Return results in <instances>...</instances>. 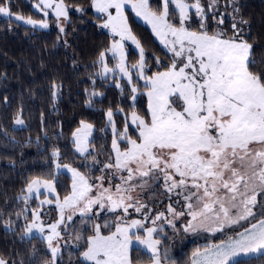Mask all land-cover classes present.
Segmentation results:
<instances>
[{
	"label": "snow or ice",
	"instance_id": "snow-or-ice-1",
	"mask_svg": "<svg viewBox=\"0 0 264 264\" xmlns=\"http://www.w3.org/2000/svg\"><path fill=\"white\" fill-rule=\"evenodd\" d=\"M235 0H229L234 3ZM218 0H209L207 9L214 11ZM11 0H0V15L15 17L26 25L48 28L47 20L25 18L22 14H14L10 8ZM131 5L138 16L151 24L153 32L161 38L166 47L173 53V62L166 71L152 76L144 75L146 67L145 52L140 47V60L133 64L139 69V75L148 86V111L150 119L141 117L137 112L131 113V123L138 129V136H128V123L122 132L112 141L115 162L105 168L126 170L128 175L121 177L123 184L105 188L103 183L95 196L94 185L76 169H70L73 180L71 191L61 200L56 199L60 211V219L48 225V247L52 253V264L59 252L54 241L61 238L58 230L65 224V219L73 221L79 214L92 221L93 206L100 210L109 206L108 210H122L124 216L114 222L103 224L92 223L91 234L83 237L77 234L75 239H85L86 244L81 256L91 264H133L130 245L133 240L144 245L151 252L152 264H162L159 245L161 241L153 237L154 227H146L144 221L149 219L127 220L129 208L141 212L146 205L134 201L130 195L137 186L143 188L147 181L140 185L129 184L135 176L150 177L153 180L163 179L168 192L183 190L187 215L191 217L184 226V231L196 232L201 228L221 231L225 225H237L241 221L255 218L253 207L257 204V194L264 193V67L253 70L256 61L251 57L253 45L241 35V29L235 23L233 34L227 36L222 31L209 34L203 21L207 18L205 5L201 0L188 3L186 0H160L157 10H153L149 0H92V5L99 13L106 14L101 25L111 30L119 40H113L105 51L99 53L98 62L103 65V74L113 72L105 63L106 52L119 56L117 68L128 77L131 74L125 65L124 41L131 40L139 47V41L132 34L125 15V6ZM44 16L51 9L57 19H68V6L64 0H36L33 5ZM110 9H114L113 14ZM201 18L200 31H191L185 26L190 19L189 10ZM83 12V8H77ZM178 10V25L172 23L170 16ZM234 11L238 9L234 8ZM223 23V20H220ZM246 24L247 21H241ZM60 32L65 29L61 26ZM172 39L169 40L168 37ZM179 60V63L177 62ZM156 63L160 61L157 58ZM53 85V88H57ZM136 93L137 88L132 87ZM55 95V92H54ZM173 97L176 99L173 100ZM135 100V96L132 97ZM180 104L179 110L174 106ZM109 121L113 113L108 111ZM15 123L23 124L17 117ZM92 125L81 121V127L72 133L77 150L88 152V136ZM113 131L116 133L115 124ZM125 140L128 147L121 149L118 140ZM59 150L53 151L59 157ZM135 167H132V165ZM69 167L68 165H59ZM103 181V177H99ZM124 185H129L124 187ZM43 187L55 192L54 180L33 178L27 184L29 195ZM114 188V190H113ZM51 200H43L41 204H50ZM235 210V211H233ZM67 212V215H65ZM168 212L179 217L184 212H176L169 205ZM264 215V214H262ZM34 219L27 231L33 229L44 231L39 223V211L33 212ZM164 213H158L152 220H160ZM209 222L216 227H209ZM86 221H82V224ZM172 224V221H168ZM67 227V225H65ZM108 234L102 229L113 228ZM174 227V225H173ZM132 229H143L145 235L130 234ZM264 255V218L249 223L234 237H229L218 244L196 249L192 253L191 264H238L241 256ZM167 254L165 252V259ZM0 264L7 261L0 258Z\"/></svg>",
	"mask_w": 264,
	"mask_h": 264
},
{
	"label": "trees",
	"instance_id": "trees-1",
	"mask_svg": "<svg viewBox=\"0 0 264 264\" xmlns=\"http://www.w3.org/2000/svg\"><path fill=\"white\" fill-rule=\"evenodd\" d=\"M202 1L207 5V0ZM159 2L150 0L153 10L158 9ZM222 2L224 11L229 12L224 33L231 36L235 23L242 30L243 38L253 45L251 57L257 62L253 70L264 67V0ZM64 3L68 6V19L63 33L52 16L49 28L38 29L0 15V258L7 264H52L45 240L38 235H23L33 219L38 200L23 198L20 194L37 177L53 178L56 196L60 199L69 194L70 175L63 171L55 174L54 167L56 161L76 164L80 160L71 137L81 121L93 124L89 145L100 157H106L115 137L106 126L107 111L113 113L115 134L128 123L130 112L149 118L146 97L141 91L143 85L137 87L138 95L131 101L133 92L129 83L121 80L116 85L99 75V53L106 50L111 35L101 27L102 18L91 10V0H64ZM10 8L23 16L42 18L30 0H11ZM236 18L240 23L234 22ZM129 20L145 52L146 73L168 68L172 57L167 50L156 42L146 26L130 15ZM170 20L178 25L176 11ZM242 20L247 23H241ZM206 22L209 33L217 32L213 26H220L211 13ZM191 23L193 29H200L194 14ZM127 54L129 62L139 59L131 48ZM54 84L58 86L55 89ZM17 117L24 123L17 125ZM128 134L137 137L130 125ZM57 149L58 158L53 156ZM51 199L56 201L54 197ZM83 231L91 234L89 228ZM204 245L207 244L199 247ZM196 247L192 242L184 245L174 262L187 264ZM72 252V256L59 255L55 264H90L74 256L78 250ZM130 254L133 263L151 259L137 246L131 248ZM237 261L238 264H264V255L241 257Z\"/></svg>",
	"mask_w": 264,
	"mask_h": 264
},
{
	"label": "rangeland",
	"instance_id": "rangeland-1",
	"mask_svg": "<svg viewBox=\"0 0 264 264\" xmlns=\"http://www.w3.org/2000/svg\"><path fill=\"white\" fill-rule=\"evenodd\" d=\"M30 1H31L32 8L36 12H38L40 14V16H42V18H35V17H31V18H33L35 20H42V19L47 20L49 27H50L49 18H50V16H52L58 29H60L61 26L63 28H65L67 20H65L63 18L57 19L55 17L54 11L51 9L48 10L49 14L47 16H44V14L42 12L38 11L37 9H35L33 7L36 0H30ZM149 2H150V0H149ZM186 2L194 3L195 0H186ZM208 2H209V0H207V4H208ZM201 3L203 5H205L202 0H201ZM159 4H160V2H159ZM206 6L207 5H205V11L207 12V15L211 13L214 22L216 23V21L218 20V24L220 26V27L213 26V29L215 31L225 32L226 27L224 25V22L226 21V17L229 15V12L224 11L223 8H225V7L223 5L222 0H218L216 9L214 11L208 10ZM90 8L95 14H97L98 16H100L102 18V21L100 23V25H102L104 20L106 19V14L99 13L96 10V8L92 5V0H91ZM154 10H157V9H154ZM110 11H112L113 14H115L114 9H110ZM124 11H125L126 17L128 18V24L131 28L132 34L136 37V30H135V28L132 27V25L130 23L129 15L134 20H136L137 22H139V23H141L147 27V29L150 31L151 35L156 40V42L160 46H162L164 49H166L167 52L170 54V56L172 57V61H171V63H172L173 59H174L173 53L169 50L168 47L165 46V44L162 42L161 38L158 37L153 32L151 24L146 22L141 16H138L130 4L125 6ZM175 11H176V14H178V10H175ZM12 13L18 14L15 12H12ZM192 14L195 15L196 23L198 24V26L201 25V22H202L201 18L195 14V9H190L189 10L190 19L188 21H186L185 26L188 27L189 30H191V31H200L201 29H193L191 27V24H192L191 23V16H192ZM1 16H3V15H1ZM216 16L219 19H217ZM3 17H5V16H3ZM27 17H30V16H25V18H27ZM6 18H11V19L15 20L14 16L6 17ZM221 19L223 20V23H220ZM18 22L24 24L22 21H18ZM234 22L240 23L239 18H236V20L234 19ZM203 23L206 25L207 31L209 32L210 26L207 25L206 19L203 21ZM215 25H217V24H215ZM27 26H30L33 28H38V29H45V28H40L39 26H35V27L32 25H27ZM176 26H179V25H176ZM103 29L111 35L110 43H109L108 47L106 48V49H108L113 40H119V36H114L113 33L111 32V30L108 28H103ZM213 33H215V32H213ZM209 34H212V33H209ZM168 39L171 40L172 37L169 36ZM137 40H138V38H137ZM140 47H141L140 43H139V47H138L131 40H125L124 41L125 65L128 68L129 73L131 74V83L129 82L128 77L125 76L123 73H121L119 71V69L116 67L118 64V61H119V56L114 55L110 51L106 52L105 63H107L109 68H113L115 70L113 72L103 74V71H102L103 65L99 63V75L101 77H104V78H109L110 81L116 85H119L121 80H124L127 83H129L131 88L133 86H135L137 88L140 85H143V88H141V91L144 92V94H145L146 104H147L146 107H147V111H148L149 100H148V96H147V91H148L147 83L144 79H142L140 77L139 69L132 67L133 64H136L140 60V55H139ZM130 48L133 49L139 55V59L137 60V62H133V63L129 62L127 52L129 51ZM177 62L179 63V60H177ZM167 69L168 68L161 70V71H154L153 73H146L145 69L143 71H144L145 76H152L157 72L166 71ZM137 95H138V90L136 93H133L132 97L133 96L136 97ZM132 97H131V101L133 100ZM175 99L176 98L173 97V100H175ZM174 106L177 107V110H179V108H180L179 102L175 103ZM107 113H108V111L105 114L106 115V126L109 127L111 129V131L114 133V131H113V123H114L113 116H112V121L110 122L109 118L107 116ZM131 113L132 112H130L127 116V122L133 128V130H135L136 135L138 136V129H137L136 125L131 123V119H130ZM148 113H149V111H148ZM141 117H143V116H141ZM148 119H150V114H149ZM84 122H86V121H84ZM86 123L91 124L89 122H86ZM91 125H92L91 134L88 136V152L81 153L77 150L75 138L72 135L71 140L73 141V148H74L75 152L80 156V160H78L76 162V164L58 163L56 161L55 167H54V172H55V174L57 172H60V171L68 173L71 177V185H72L73 176H72V172L70 169H72V168L76 169L77 171H79L80 173H82L84 176H86L88 178L89 183L94 185L92 193H90V195L95 196L100 190H102L99 188V185L101 183H103V187H105V188L112 187L114 185H121V184H123L121 177H124L126 179L128 173L126 170H117L115 168H112V169L105 168L106 164H109V163L114 164L115 152L113 151L112 143H111V152L106 157H100L97 152H94V150L91 149V147L89 145V140H90L92 133H93V130H94L93 124H91ZM79 127H81V123L79 124V126L77 128H79ZM76 129L73 132H75ZM115 129H116V127H115ZM123 129H124V127L122 129H120L121 130L120 132H122ZM128 129H129V127H128ZM114 136H115L114 138H117L118 134L114 133ZM128 136L131 137L129 134H128ZM131 138L136 139L137 137L135 136V137H131ZM118 142H119L122 150L128 147L125 140L120 139V140H118ZM92 151H93V153H92ZM57 164L62 165V166L68 165L69 167L57 168ZM132 167H135V165L133 164ZM99 177H103L104 178L103 181L99 180L98 179ZM40 179H42V180H53V178H40ZM144 181H147L146 186H144L143 188L137 186L134 190L131 191L130 195L133 197L134 201L138 200L140 203L145 204L146 208L142 209L141 212H135L134 209L129 208L128 214L125 216V218L129 221L132 219L143 220L144 219V213L146 212L148 214L149 219L145 220L144 223H145L146 227L156 228V232L153 233V237L155 239H159L161 241V243L158 247L160 249L162 264H176L174 262L176 255L183 249L182 247L184 245H186L187 243H191V242L195 243L197 245L196 249L199 248V249L203 250L205 247H208V246L213 245V244H218L223 240H227L229 237H234L236 235V233L242 231L244 227H248L249 223H255L256 220L264 218V215H262V214H264V193H258L257 194V204L253 207V212L255 213L254 219L250 217L248 221H241L237 225H231V226L225 225L223 230H221V231H211V230H208L205 228H201V229L197 230L196 232H190V231L186 232V231H184V226L187 224L188 220L191 219V217L187 215L188 210L185 206L186 201L184 200L183 195L177 194V193H181L183 190L176 189L170 193L167 191V189L165 187V182L162 178L158 179V180H153L150 177L141 178L138 175L135 176L134 179L131 182H129V184L140 185ZM128 186L129 185H124V187H128ZM113 190H114V188H113ZM20 195L23 198H29V199H30V197L37 198L38 206H37V209L35 211H39V213H40L39 223H41L44 226L43 232H40L37 229H33L32 232L29 233L27 231V228H28V225L33 221V219H34V216H33L32 221L28 223L26 229L23 232V235L24 236H31V235L40 236L43 240H45L46 247L51 253V250L48 247V241H47V236L50 234V229L48 228V225L56 223L57 220L60 219V211H59V208L57 207L56 201L55 200L53 201L51 199L52 197H54V199H57L56 192H50L47 189L41 187L39 192H36L34 190L33 193H31V195H29L27 192V185H26L24 192L21 193ZM45 199L51 200L52 203L41 204V201H43ZM169 205H171L176 210V212H184L185 215L179 216V217L174 216L172 213L168 212V206ZM108 208H109V206L106 205L105 209L100 210L98 206H93V213H99V215L94 216L92 221H87L86 217H82L79 214H76L73 217V221H68L67 219H65V224L61 225L60 228L58 229L61 233V238L58 241L53 242V246L59 247V252L57 253L56 258L63 253H68L72 256V253H73L72 250L76 249L79 251V253L75 254L74 256L77 255V257L83 259L81 256V253L84 251L86 241H85V239H81L79 241L76 240L75 239L76 235L79 233L83 237H87L88 235H86V233H84L83 230L86 227L87 229L89 228L91 231V226H92L93 222L100 223V224H103L105 221L114 222V221H116V219L118 217L124 216L122 210L117 209L115 212H113V211H109ZM233 211H235V210H233ZM161 212L164 213V216L160 220H156L155 223L153 224L152 220L155 218V216L158 213H161ZM65 215H67V212ZM51 216H54V217L50 218ZM82 221H86V223L82 224ZM168 221H172V224H169ZM65 225H67V227H65ZM173 225H174V227H173ZM209 227L210 228L216 227V225L211 224V222H209ZM105 230H107V229H102L103 232ZM108 230L114 231L115 229L113 227V228H109ZM109 232H107V233L104 232V234H108ZM130 234L140 235L141 237H143L145 235L143 229H132ZM201 244H207V245L199 247ZM134 246L139 247V249L141 251L142 250L145 251L146 255L151 257V252L149 250H147L144 245H141L138 242H136L135 240H133L132 245H130V250ZM165 252L167 254L166 259H165ZM51 256H52V253H51ZM241 257H249V256H241ZM241 257H238V258H241ZM191 258H192V255H191ZM191 258L187 262V264H191ZM88 263L91 264V262H88ZM133 264H152V257L146 263H133Z\"/></svg>",
	"mask_w": 264,
	"mask_h": 264
}]
</instances>
